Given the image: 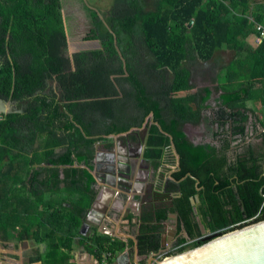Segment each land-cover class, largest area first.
Segmentation results:
<instances>
[{
    "label": "trees",
    "instance_id": "obj_1",
    "mask_svg": "<svg viewBox=\"0 0 264 264\" xmlns=\"http://www.w3.org/2000/svg\"><path fill=\"white\" fill-rule=\"evenodd\" d=\"M256 6L251 0H116L107 24L93 12L91 35L71 43L62 0H0V100L19 106L0 120L1 239L47 242L54 256L60 235L71 250L97 195L91 173L97 143L110 146L109 136L141 128L151 115L146 157L159 165L174 145L180 167L174 211L190 234L197 196L212 231L263 221L264 156L250 150L230 165L227 138L219 148L196 145L184 131L201 123L213 92H221V108L231 111L222 113V124L227 117L244 123V112L256 113L258 105L264 113V38L250 42L261 36L256 23L264 26V8ZM93 40H99L94 49ZM223 48L231 58L214 89L192 83L188 63L211 62ZM150 220L141 227V255L159 247ZM87 240L110 263L124 249L97 233Z\"/></svg>",
    "mask_w": 264,
    "mask_h": 264
},
{
    "label": "flooded vegetation",
    "instance_id": "obj_2",
    "mask_svg": "<svg viewBox=\"0 0 264 264\" xmlns=\"http://www.w3.org/2000/svg\"><path fill=\"white\" fill-rule=\"evenodd\" d=\"M200 63H197V65L198 64L199 65L196 66L195 69H192L193 71L192 73L194 75L191 78V82L194 83L199 88H207L204 86L210 83V78L214 75V71L213 70L211 71V69H205V66L200 65ZM205 81H207V83L203 85ZM210 89L212 90L214 89V87L210 86ZM213 112H216L217 114V118L215 120L221 121L223 112L219 111V109L218 111L215 110ZM1 116L3 117V115ZM214 118H215V113H214ZM226 120L228 121V124H225V122L224 124L230 127L231 129L230 136L228 137L229 139L227 138L230 141V148L228 150V156H229L228 158L230 165L233 162H236L237 156H244L248 154L251 150V147L254 148L253 152L257 156L258 155L264 156V129H263L264 127L262 128L263 132L258 138V140L253 141L251 143V139H252L251 136L253 134L251 130V122L248 119L244 123L241 122L240 117H236L235 119H231L227 117ZM211 122L213 121L211 119H208V123L211 124ZM152 124H153V120L151 115L150 117L147 118V120L145 121L144 125L141 128H132L128 132L109 136L108 139L109 142L111 143L110 146H107L109 147L108 152L100 153L99 155L96 153L95 156V159L98 158L99 160H107L108 162H112L115 160L116 161L128 160L130 162L131 164L130 168H132V173L135 175V180H137L135 181L136 183L133 182V186L137 189V191L141 192L137 194L142 195L140 198L141 200L140 202L138 201L133 202V200H131L132 202H130L131 206L135 204V207L137 209L138 212L137 218L139 219L137 221L141 222L143 225V223L145 222L144 218L149 217L151 218L150 224L156 225L158 228V230L156 231V235H157L156 239L159 243V247H157L156 249H151L149 254L143 255L145 257V260L140 264H148V259L153 254H154L153 256L156 257L157 259H164L166 257L178 254L181 248H184L186 251L194 247V245H197L201 242L203 243L207 239V237H209L211 234L226 231L230 227L237 225V224L235 225L231 224L225 228L223 227L222 229L212 231L211 228L207 227L206 225L207 223L204 222L203 216L199 211L200 198L199 196H197L191 200L193 206V218H194L193 221L195 222L196 225L195 233L194 234L189 233L185 223L179 217V214L176 211H174L176 207L175 200L180 198V181H177L174 177V174L180 169L179 156L174 148V145L172 144L171 149H168L169 151L168 150L166 151L164 157L160 161L158 160V162H160L159 165L156 164L157 161L154 162L146 157L149 129ZM187 125L184 128L185 132L187 129ZM241 126L243 127V131L235 133V131L238 130ZM212 132L209 131L207 138L204 139L205 143H198L196 145L199 144L212 145L219 148L222 145V139L226 138L227 135L218 136V137L213 135L211 136ZM112 136H114V138ZM238 140H240L241 142H237ZM235 142H237L238 144L235 145ZM105 144L107 145L108 143ZM237 146L238 148L236 150L239 154L235 152V148ZM95 159H94V168H96L97 166V163H95ZM229 166L226 167L225 169L227 173L231 171L229 169ZM101 167L104 166L99 167L100 171H101ZM109 167L110 166L108 164V168ZM123 168L126 169V167ZM231 178L232 180H234L236 178V175L232 176ZM119 180H121L120 177L115 178V185H114L115 187L119 185ZM102 183L106 184L105 187H107V183L104 182ZM94 188L95 189L98 188L99 190L101 189L99 187V182H95ZM58 206L59 205H57V207ZM196 208L197 211L195 210ZM162 212L165 213L166 218L159 220L158 214ZM202 226H204V229L202 228ZM82 231L85 232V230ZM140 234H141V230L139 231L138 234L135 233L134 239H137L138 242H139ZM92 236L93 235H91V237ZM182 238H185L186 240L184 241V243L180 244V240ZM147 240H145L144 245L150 246L152 240L151 238ZM162 241H165L166 247L162 248ZM138 252L140 253L139 244H138Z\"/></svg>",
    "mask_w": 264,
    "mask_h": 264
},
{
    "label": "crops",
    "instance_id": "obj_3",
    "mask_svg": "<svg viewBox=\"0 0 264 264\" xmlns=\"http://www.w3.org/2000/svg\"><path fill=\"white\" fill-rule=\"evenodd\" d=\"M252 2V0H251ZM253 5V3H252ZM254 6V5H253ZM255 7V6H254ZM251 20H253L251 18ZM257 25H261L256 23ZM264 27V26H263ZM264 36L253 37L250 39L252 44H260ZM226 54V55H225ZM228 54V56H227ZM223 56V58H222ZM231 58V52L223 48L222 51L218 52L212 62H206L205 64L201 63L200 65L205 66V69H211V71H217L214 77L210 78V83L205 85L204 87H210L214 83V79L219 76L220 71L229 63ZM218 59V60H217ZM227 60V63L224 61ZM198 65H190L191 72L192 69H195ZM218 67V69H216ZM194 74L192 73V76ZM214 78V79H213ZM212 82V83H211ZM213 97L211 96L210 101L207 103L208 108L202 113L203 118L199 125L191 124L190 127H187L186 134L188 138L194 143H205L204 139L207 138L209 131H213L211 136H226L228 138L230 136V127L226 126L228 121H225V124H221L220 120H215L217 118L216 112L213 111H221L225 114H229L231 112L229 109H223L218 102L220 93H214ZM2 101L0 100V103ZM253 108V106H251ZM259 105L256 110V113L252 112H244L248 117V120L251 122V130H252V139L253 141H257L260 135L262 134V128L264 127V113L259 110ZM213 112V113H212ZM215 113V118H214ZM4 115V114H2ZM211 119L213 122L211 124L208 123V119ZM211 117V118H210ZM207 121V122H204ZM215 125V126H213ZM264 129V128H263ZM229 139V138H228ZM237 142H241L238 140ZM235 142V145L238 143ZM97 151L96 153L99 155L100 153H107L109 147L105 143H97L96 145ZM238 146L235 148V152H237ZM251 150L254 151V148L251 147ZM106 184L99 182L100 190L95 189L97 192V196L101 200V203L98 204L95 208L89 209L83 216L81 226L79 228L78 234L73 238L71 244V250L68 249L67 246H64V243H60L61 247H59L54 256H50L49 253L52 251L49 248L47 243L37 244L33 240H23L20 242L17 241H4L1 239L0 235V264H107L106 257L103 256L101 260H97L95 254L92 252V245L87 240L91 235L95 233L111 237L113 240H119L124 244V249L120 251V254L125 253V257L122 260V263H133L143 262L145 257L136 252L134 250V238L135 233H139L141 230L142 223L136 222L135 215L138 213L135 207V204L131 206L128 201L125 203L124 200L113 198L110 199L111 193L107 191L104 187ZM109 201L113 203V207L110 209L108 207ZM131 210H130V208ZM105 210L108 212L105 214ZM126 216H123V215ZM109 215V216H107ZM88 217V223L85 226V229L82 228L85 219ZM153 225V224H152ZM82 230H85L82 231ZM138 237V236H137ZM40 257V258H39Z\"/></svg>",
    "mask_w": 264,
    "mask_h": 264
},
{
    "label": "water",
    "instance_id": "obj_4",
    "mask_svg": "<svg viewBox=\"0 0 264 264\" xmlns=\"http://www.w3.org/2000/svg\"><path fill=\"white\" fill-rule=\"evenodd\" d=\"M193 23L194 20L189 23V27H191ZM2 118L3 117L0 116V120ZM190 126L191 124L187 125V127ZM112 137L114 138V136ZM95 163H97V166L91 173L95 178V182L107 183L105 189L110 191V198H118L124 200L125 203L131 200H133V202L141 201L140 198L142 195L137 194L140 191H137L133 186V182L137 180H135V175L132 173V168H130L131 164L128 160L108 162L107 160H99L96 158ZM108 164L110 166L109 168ZM100 166H104L101 167V171L99 170ZM123 167H126V169ZM116 177L121 178L117 187L114 186ZM99 203H101V200L99 196H96L90 210L98 206ZM108 204V207L111 209L113 203L109 201ZM195 210L197 211V208ZM105 211L106 214L108 211ZM123 216L126 215L124 214ZM135 216L138 217V214ZM135 220L139 222L137 221L139 220L138 218H135ZM88 222L87 217L82 228H85ZM202 228L204 229V226H202ZM133 241L134 250L137 255L139 253V242L137 239ZM163 247H166L165 241H162V248ZM153 255L148 259V264H264V220L230 232H217L211 234L203 244L164 259H157ZM124 257L125 253L120 254V252H118L113 261L111 263L107 261V264H140V262L136 261L133 263H122ZM96 259L100 260L98 258Z\"/></svg>",
    "mask_w": 264,
    "mask_h": 264
},
{
    "label": "rangeland",
    "instance_id": "obj_5",
    "mask_svg": "<svg viewBox=\"0 0 264 264\" xmlns=\"http://www.w3.org/2000/svg\"><path fill=\"white\" fill-rule=\"evenodd\" d=\"M252 3L254 6L261 5L264 8V0H252ZM115 4H116V0H62L63 11L65 9L68 15L67 20L69 21V25H68L69 31H67L66 20H65V26H66L67 35L70 36L68 38L70 39L71 43L85 41L87 40V37L91 35V31L95 28L92 17L93 12L97 13L99 18L102 19L105 22V24H107L108 17L112 14V11L115 10ZM98 41L93 40L94 46L91 47L92 49L98 47ZM74 52L75 49L73 45H71L70 48H68L67 50V55L72 58ZM224 62L227 63V60ZM197 63L195 62L194 64H192V67L193 65H197ZM201 63L205 64L204 62ZM190 65L191 64L188 63L189 67ZM216 69H218V67H216ZM216 72L217 71H214V75L216 74ZM206 83L207 81H205L203 85ZM12 110L13 111L19 110V106L17 103H12L10 101L8 102L2 101L0 103V116L2 114L6 115ZM33 229H36V227ZM56 239H57L56 242L59 244V247H61L60 243H64V241L62 240V238H60V235L59 236L56 235ZM48 263L51 264L50 262Z\"/></svg>",
    "mask_w": 264,
    "mask_h": 264
},
{
    "label": "built area",
    "instance_id": "obj_6",
    "mask_svg": "<svg viewBox=\"0 0 264 264\" xmlns=\"http://www.w3.org/2000/svg\"><path fill=\"white\" fill-rule=\"evenodd\" d=\"M257 30L260 32V34H261V36H264V27L263 26H261V25H257ZM255 220V218H253V219H250V220H248V221H246V222H243V223H239V224H237V225H235V226H232V227H230L228 230H226V231H222V232H230V231H233V230H236V229H238V228H242V227H245V226H247V225H250V224H253L252 222ZM256 223V222H255ZM153 264V263H152ZM155 264V263H154Z\"/></svg>",
    "mask_w": 264,
    "mask_h": 264
},
{
    "label": "bare ground",
    "instance_id": "obj_7",
    "mask_svg": "<svg viewBox=\"0 0 264 264\" xmlns=\"http://www.w3.org/2000/svg\"><path fill=\"white\" fill-rule=\"evenodd\" d=\"M12 112H13V110H12Z\"/></svg>",
    "mask_w": 264,
    "mask_h": 264
}]
</instances>
